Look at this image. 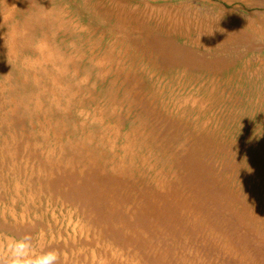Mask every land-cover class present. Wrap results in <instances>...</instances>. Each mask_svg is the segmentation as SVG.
Returning <instances> with one entry per match:
<instances>
[{"label":"rangeland","instance_id":"374dc122","mask_svg":"<svg viewBox=\"0 0 264 264\" xmlns=\"http://www.w3.org/2000/svg\"><path fill=\"white\" fill-rule=\"evenodd\" d=\"M36 2L45 59L0 38V264H264V0Z\"/></svg>","mask_w":264,"mask_h":264},{"label":"bare ground","instance_id":"6f19581e","mask_svg":"<svg viewBox=\"0 0 264 264\" xmlns=\"http://www.w3.org/2000/svg\"><path fill=\"white\" fill-rule=\"evenodd\" d=\"M38 8L36 0H0V38L5 44L8 55L14 54L13 44L17 33L20 30H28L33 36H37L32 45L33 53L45 59L47 29L39 25ZM24 36L22 35L21 37H23V42L26 44L27 41ZM26 45L27 49L25 52L32 51L28 44Z\"/></svg>","mask_w":264,"mask_h":264},{"label":"clouds","instance_id":"9594fccd","mask_svg":"<svg viewBox=\"0 0 264 264\" xmlns=\"http://www.w3.org/2000/svg\"><path fill=\"white\" fill-rule=\"evenodd\" d=\"M49 259L43 261V264H55L56 256L54 253H48Z\"/></svg>","mask_w":264,"mask_h":264}]
</instances>
